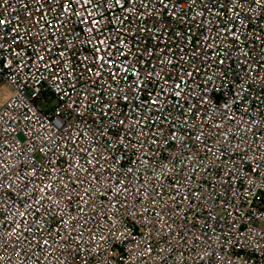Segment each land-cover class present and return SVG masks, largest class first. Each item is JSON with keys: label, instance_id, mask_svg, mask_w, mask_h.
<instances>
[{"label": "built area", "instance_id": "2783aa9c", "mask_svg": "<svg viewBox=\"0 0 264 264\" xmlns=\"http://www.w3.org/2000/svg\"><path fill=\"white\" fill-rule=\"evenodd\" d=\"M166 2L167 8L156 0H146L147 7L141 0H123V6L107 0V21L97 27L105 30L111 44L117 39L111 34L119 29L118 38L136 54L118 57L119 62L131 61L146 72L149 60L152 65L163 60L167 73L162 66L154 69L160 80L179 82L184 76L188 84L183 87L190 94L199 84L190 101H181L182 108L168 96L162 110L145 107L133 115L119 100L111 119H105L101 112L113 99L106 84L125 90L128 85L123 73L119 83L106 70L100 78L94 75L95 41L87 43L92 33L87 25L75 23L76 17L73 30L64 27L63 36L54 32L58 43L51 53L39 46L43 61L33 56L20 72L12 68L0 73V85L12 86L0 107V264H264V0H196L195 5L183 0L175 18L170 13L177 0ZM0 5V18L22 36L24 27L32 24L31 15L40 16L35 10L41 5L35 0H0ZM48 7L45 4L44 10ZM96 18L101 19L99 12ZM44 19L57 22L55 13ZM165 24L166 34L153 40ZM144 27L151 31H142ZM35 31L32 27L31 33ZM74 33L83 43L74 41ZM181 34L185 38L180 39ZM149 48L154 55L149 56ZM123 50L128 52V47ZM25 51L31 56L33 49ZM116 52L110 49V55ZM12 59L23 63L19 56ZM49 60L53 64L45 71ZM65 63L73 70L69 78L62 70ZM196 69L194 76H186ZM54 76L62 81L59 86ZM128 79L135 82L132 75ZM157 83L151 81L140 99L159 93ZM201 89L207 99L203 105ZM189 104L194 106L191 113ZM125 114L128 121L120 125ZM101 131L105 134L99 135ZM145 137L147 145L141 150ZM101 153L108 163L100 184L92 180L79 186L87 195L77 198L69 212L67 196H75L72 189L84 179V169L96 175L93 165ZM117 180L129 191L117 196ZM106 188L112 189L108 195ZM41 197L42 208L36 203ZM113 199L117 203H111ZM41 214L43 219L38 218ZM33 221L36 227L29 233ZM42 240L48 244L37 247Z\"/></svg>", "mask_w": 264, "mask_h": 264}, {"label": "snow or ice", "instance_id": "6c2138e0", "mask_svg": "<svg viewBox=\"0 0 264 264\" xmlns=\"http://www.w3.org/2000/svg\"><path fill=\"white\" fill-rule=\"evenodd\" d=\"M36 3L40 4L41 7L37 8L35 12H38L40 14L39 18L33 13L31 15L32 24L30 26L24 27V35H20L17 31V27H12L11 29H8V25L10 23L9 20L0 18V73L4 72L5 70H11L12 68L16 69V72H20L22 68L28 66V61L32 59L33 56L37 57V61L41 62L44 60V56L39 55L40 47L43 46V51L45 54L51 53L53 50V45L58 43L57 38L54 35L55 31H59L60 34L63 36L65 33L63 32L64 27H69V30L72 29V17H76L75 23L79 25H87V31L89 33H92V36L88 38L87 43L92 44L93 41H95L94 45V52L96 53L95 61L97 64V67L94 71V75L97 78H100L103 76L104 71L106 70L108 72V75L117 81V83L120 82L121 79V73H123L122 80L123 82L127 83L128 90H125L122 87L118 88H112L111 84H106V87L109 91V95L113 97L112 100H110L107 104L104 105V109L101 112V115L105 118L110 120L112 117V111L111 109L116 107V102L119 100H122L129 108V112L135 115L137 111H139L142 108H145L148 111L152 110H162V104L168 102V96L175 97V100L173 101L175 107L182 108L183 105L181 104L182 100H188L190 101L192 99V96L195 94V89L200 88V85L197 84L195 88L193 89L192 93L190 94L184 85L188 84V80L184 78V76L180 77L179 82L173 80L172 82H169L167 79L160 80V73L155 71L154 69L157 66H162L161 71L165 74L167 73V67L164 66V61H159L158 65H152L151 61L149 60L146 64V67H148L150 70L146 72L140 71L139 68L135 67V65L131 61H124L123 63L119 62L118 57L127 56L129 54L136 55L135 53H132L131 47L126 44V42L118 38V32L119 29L115 30L111 35L114 37H117L116 43L111 44L109 41V36L106 34L105 30L102 28H98L97 25H100L102 21L106 22L107 18L104 17V13L110 12V8L108 7L107 0H103V2H97V0H35ZM134 0H128V3H133ZM157 3L160 5H163L164 8L168 7V3L166 0H156ZM141 3L144 7H147L146 0H141ZM183 0H177V3L173 6V11L170 13L171 18L176 17V9L179 8L180 5H182ZM190 3L192 5H195L196 0H190ZM256 3H261V0H256ZM47 4L49 7L47 10H44V5ZM116 5L123 6V0H115ZM56 5L59 7L57 8ZM72 5H75L76 7H72ZM0 7H3V5H0ZM125 11H131V9H125ZM163 11V9H161ZM97 12L100 13L101 19H97ZM50 13H55L56 15V24L53 25L52 23H49L48 20L44 19V17L49 16ZM157 16H159V13H157ZM15 19V18H13ZM113 19H116V17H113ZM43 21V26H41V23ZM23 24L24 22H20ZM35 27L36 31L34 34L31 33V28ZM168 25L165 24L162 29L159 30V34L153 35L152 39L155 41H160L163 36L166 34L165 29H167ZM142 31H151V29L144 27L142 28ZM190 31V30H189ZM14 33L10 37L9 33ZM45 32H47L48 35H43ZM31 36V39L28 40L27 43H25V38ZM48 36H52V40H48ZM180 39L185 38L183 34L179 36ZM74 41L81 42V37L78 33H74ZM47 41V43H45ZM21 45H23L21 47ZM31 46L33 51L32 55L29 56L26 53V49ZM72 45L69 43L67 47L60 51L59 56L63 58L66 55V52L68 48H70ZM209 47H211V44H208ZM124 47H128V52H125L123 49ZM115 48L117 49L116 55H110V49ZM137 51L139 49L137 48ZM149 56L154 55L152 52V49H146ZM143 53H141V56ZM187 55V53H185ZM193 55H195V50H193ZM14 56H19L23 60V63H21V60H15L12 59ZM84 61H87L89 58L84 57ZM168 63H171V60L168 58H165ZM62 61H57L56 63H61ZM140 64L144 65L145 61L143 59H140L138 61ZM221 64L224 63L223 60L220 61ZM53 64V61L49 60L48 64L45 65V71L49 69V67ZM119 68L120 71H116L115 69ZM55 71V69H52ZM66 72V78L71 77L72 75V69L69 68L68 64H64V68L62 69ZM88 72H93V69L88 68L86 69ZM195 71H198V69L187 72V77H192L195 74ZM40 73L37 72V75ZM129 75H132L135 77V82L129 81L128 77ZM54 79H57L58 86L59 83H62V81H59L58 76H54ZM209 80L211 77L208 78ZM151 81H158L157 87H160V92L153 95V93H149V98L145 100H141L140 96L142 93L146 90L147 85ZM161 83L164 85L161 87ZM205 84H207V80L205 81ZM164 95V100L162 101L160 99L161 95ZM199 102L201 105L205 104L207 102L206 97L203 95V89H201V94L199 96ZM193 105L189 104L188 106V112L193 111ZM198 114V113H197ZM144 119H147V117H144ZM165 121L168 119L167 117L164 118ZM128 121V114H125V117L123 119H119L118 123L120 125H125ZM140 123L139 120H133V124ZM153 124H156L157 121H152ZM253 124H259V121H253ZM87 127V125L85 126ZM144 125H142V128ZM173 128L175 125L172 126ZM161 135L163 136L165 134V130L161 129ZM105 132L101 131L99 135H104ZM173 136L176 135V132L173 131ZM82 135V133H78V136ZM96 133L93 132V136L95 137ZM141 136H144L143 131L140 133ZM149 136L155 135V133L150 132L148 134ZM197 141L199 142L200 137L198 136ZM157 141L152 140V143L155 144ZM75 143V142H74ZM147 145V137H145L144 143L141 144V150ZM101 147L103 145L101 144ZM207 148V146L205 145ZM208 151H211L212 149H207ZM81 153L85 152V149L80 150ZM228 151H231V149H228ZM92 150L88 149L87 154L91 155ZM111 154L109 153V156ZM114 163H118L117 161H113ZM89 164H92V160H88ZM108 163V157L104 156L103 153L100 154L99 157L96 158V163L93 165L94 172L96 175L93 174V172L88 171V169H84V179H81L78 181V187H74L72 189V192L75 193V196L72 194H69L67 196V203L65 207L69 210V212L72 210L71 206L73 203H75L76 199L79 198L80 200H84L85 195H87L86 191H80L79 186H82L86 183H91L92 180L97 181V185L100 184L99 177L102 175V169L105 168V165ZM134 169H128L129 173H132ZM253 171H256V169H253ZM33 174L38 175L35 169H33ZM124 181L117 180V188H119V191L116 192V195L119 196L120 192H128V187L120 188L119 186L123 184ZM65 187L68 185L65 184ZM43 191V189H41ZM112 189L106 188L104 195H108ZM157 197H159V193L155 194ZM44 197H41V200L37 201L36 203L42 208L44 207L42 200ZM48 200H51L52 197L48 196ZM184 199H188V197H184ZM91 200V197H89V200L85 201V204H88ZM58 203V201L56 202ZM113 204L117 203L115 199L111 202ZM80 212H83L82 208L78 209ZM36 211H39V208L36 209ZM47 213L49 215L52 214V209L48 208ZM173 212H175V209H172ZM69 212H65L64 215H68ZM21 217L25 215V213H20ZM39 219H43L44 216L41 214ZM61 223H66V221L61 219ZM35 222L28 223L27 230L29 233H32L35 230ZM47 227V225H45ZM41 231H44V229H41ZM73 231H76L75 227L73 228ZM69 236V239H71V233L67 234ZM79 236H83V232L78 233ZM41 243L43 245H47V240L37 241L36 246H40ZM22 253L17 252V256H21ZM0 259H3L0 257ZM73 257L71 254L68 256V260H72Z\"/></svg>", "mask_w": 264, "mask_h": 264}, {"label": "rangeland", "instance_id": "374dc122", "mask_svg": "<svg viewBox=\"0 0 264 264\" xmlns=\"http://www.w3.org/2000/svg\"><path fill=\"white\" fill-rule=\"evenodd\" d=\"M11 91H12L11 85L6 83L0 85V107L8 99Z\"/></svg>", "mask_w": 264, "mask_h": 264}]
</instances>
